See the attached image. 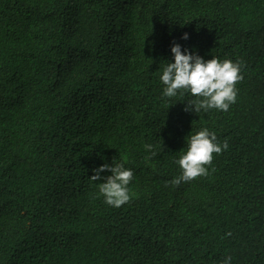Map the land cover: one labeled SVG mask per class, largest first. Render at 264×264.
Returning a JSON list of instances; mask_svg holds the SVG:
<instances>
[{
  "label": "trees",
  "instance_id": "1",
  "mask_svg": "<svg viewBox=\"0 0 264 264\" xmlns=\"http://www.w3.org/2000/svg\"><path fill=\"white\" fill-rule=\"evenodd\" d=\"M174 43L240 64L228 111L161 96ZM201 128L228 148L173 186ZM116 163L133 172L118 208L99 193L111 173L90 179ZM21 250L40 264H264V0H0V264H28Z\"/></svg>",
  "mask_w": 264,
  "mask_h": 264
},
{
  "label": "clouds",
  "instance_id": "2",
  "mask_svg": "<svg viewBox=\"0 0 264 264\" xmlns=\"http://www.w3.org/2000/svg\"><path fill=\"white\" fill-rule=\"evenodd\" d=\"M181 38L187 39V33ZM170 52L172 62L166 61L159 76L163 85L161 96L173 98L178 93H190L197 97L192 103L186 102L185 111L195 113L207 112L210 109L228 111L230 105L236 101L235 85L242 79L240 64L231 60L221 61L214 57L205 60L187 49L182 51L178 43L170 46ZM186 137L184 152L175 161L181 173L170 181L173 186L207 175L208 169L205 166L211 164L213 153L219 154L228 148L226 140L217 143L216 134L207 128H201ZM144 149L149 155L155 154L152 144H145ZM105 170L111 174L103 178L104 182L100 183L99 193L103 196L102 201L107 205L118 208L131 198L128 185L133 179V172L130 168H125L122 163L101 164L93 170L90 179L92 181L101 179L100 174ZM21 252V262L41 263L42 251L34 250L29 253L27 250H21ZM221 264H231V257L225 256Z\"/></svg>",
  "mask_w": 264,
  "mask_h": 264
}]
</instances>
